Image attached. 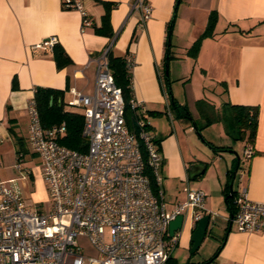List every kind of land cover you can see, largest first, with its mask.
Segmentation results:
<instances>
[{"label": "crops", "instance_id": "crops-1", "mask_svg": "<svg viewBox=\"0 0 264 264\" xmlns=\"http://www.w3.org/2000/svg\"><path fill=\"white\" fill-rule=\"evenodd\" d=\"M104 1L113 3L109 11V29L114 37L112 54L130 53L134 58L129 70L132 97L146 109L162 111L147 114L146 120L162 158L159 173L166 208L185 199L184 186L202 189L206 194L205 207L221 212L201 242L212 239V253L220 245L215 258L205 264H264V228L241 232L233 222L229 227L230 210L224 201L223 187L228 171L232 172L234 158L223 156L224 150L217 146H231L216 143L203 134L214 149L207 146L195 131L193 121L184 116L180 107L171 104L163 67L175 0H148L152 14L143 25L138 23L137 14L130 12L132 0ZM82 4L91 20L83 31L80 12L62 6L61 0H0V157L11 150L16 154L19 141L27 142L26 102L37 87L63 90L64 107L76 111L80 108L67 105L71 88L85 94L93 92L95 63L89 58L99 53L110 36L97 30L104 13L102 0H82ZM212 10L216 12L212 35L202 37L196 53L189 54L188 49L201 36ZM51 35L56 36L58 47L69 60L61 67L56 66L52 48L35 47ZM170 53V74L173 70L174 80L186 82L191 101L172 97L179 106L188 108L200 126L205 118L195 102L203 98L201 110L219 114L221 119L202 126V132L222 123L223 132L240 140L242 151L251 147L248 158L239 157L231 186L235 192L244 188L253 200H264V0H179ZM193 76L198 77L195 86ZM227 102L258 107L251 142L244 137L235 138L236 132L228 128ZM192 164L203 166V171L190 179L188 167ZM2 169L1 179L14 178ZM183 215L182 227L175 232V248L189 250L194 222L190 211Z\"/></svg>", "mask_w": 264, "mask_h": 264}, {"label": "built area", "instance_id": "built-area-1", "mask_svg": "<svg viewBox=\"0 0 264 264\" xmlns=\"http://www.w3.org/2000/svg\"><path fill=\"white\" fill-rule=\"evenodd\" d=\"M61 2L80 12L81 31L91 24L82 0ZM130 12L143 25L152 5L148 0H132ZM113 39L89 58L95 63L93 92L71 88L67 101L82 113L84 151L59 143L64 123L42 126L34 97L27 100L26 141L40 158L49 206L32 207L18 178H0V264H167L178 240L175 232L169 235L170 220L185 211L191 212L193 222L204 214L217 217L205 207V192L189 186L183 187L185 199L166 208L159 173L162 158L142 116L146 107L133 97L129 105L135 112L136 130L126 124L122 91L108 65ZM56 43L51 35L35 47L51 49ZM133 65L132 55H124L125 68L129 71ZM251 153L249 146L242 151L246 158ZM21 156L22 152L17 154L15 167L23 178L29 170L20 168ZM233 205L232 222L238 231L264 228V200L249 198L242 188ZM80 237L94 255L85 254Z\"/></svg>", "mask_w": 264, "mask_h": 264}, {"label": "trees", "instance_id": "trees-1", "mask_svg": "<svg viewBox=\"0 0 264 264\" xmlns=\"http://www.w3.org/2000/svg\"><path fill=\"white\" fill-rule=\"evenodd\" d=\"M104 5V13L101 16V25L97 30L101 32L107 33L110 37H112L113 33L109 29V11L110 7L113 6L112 2L102 0ZM216 20V12L212 10L209 13L208 21L204 31L201 33V36L198 37L191 47L188 49L189 54H195L200 39L207 35H212L213 25ZM169 26V25H168ZM53 55L55 59V63L57 67H61L66 64L69 60L66 56L65 52L60 49L56 44L52 47ZM171 57V53L169 55ZM108 65L111 70V73L114 78V82L121 88L122 96L124 99V115L128 128L130 130L135 131L136 126L134 123L135 112L130 108L129 99L132 97V87H131V77L129 71L124 66V56L113 55L112 51L108 53ZM164 75V70H163ZM165 79V77H164ZM15 81V80H14ZM63 90L52 87H37L34 91V99L37 105V109L39 112V117L42 126L50 127L53 125H59L62 122L64 123L65 130L63 134L58 136L59 143L66 145L67 147L77 149L80 151H84L87 146V141L85 137L82 135V125H83V117L80 111L66 109L64 107V102L62 99ZM205 100L203 98L196 100V106L199 111L204 115V124L199 125L197 122L191 117L190 112L186 106H179L175 101V98L172 97L171 104L175 107H180L184 116L190 120H192L200 131L202 126L210 124L218 119H221V115L215 114L213 112H205L203 109L201 110V103ZM230 108V113L226 115V119L231 126V131L236 132L235 138H243L246 141H252L255 136L256 126H257V113L258 107L256 105H248V104H231L228 103ZM162 111L159 110H149L146 109V112L142 114V116L146 119L147 114H160ZM225 115V114H224ZM147 122V120H146ZM147 126L149 127L148 123ZM155 142V140H154ZM211 144V143H210ZM19 147L17 153L22 152L23 143L19 141ZM216 148V147H215ZM228 146H217L218 150H226ZM230 171V170H229ZM228 171V180L223 187L224 192V201L226 206L229 208L230 213L234 212L233 205V197L235 195V191L230 186V182L232 181V172ZM146 172L150 174V169L146 167ZM151 177V176H150ZM220 245L215 249V251L208 257L201 261H186L191 264H205L211 262L218 253ZM176 260L172 256L168 258L167 264H175Z\"/></svg>", "mask_w": 264, "mask_h": 264}, {"label": "rangeland", "instance_id": "rangeland-1", "mask_svg": "<svg viewBox=\"0 0 264 264\" xmlns=\"http://www.w3.org/2000/svg\"><path fill=\"white\" fill-rule=\"evenodd\" d=\"M174 71H171L170 74V66H169V79H170V87L172 90V95H177L178 98L182 101H191L190 100V91L186 85V82H177L173 78ZM190 77V74L187 76ZM193 86L196 85L198 81L197 76L192 77ZM75 108H79L76 106H72ZM78 110V109H77ZM28 117V116H27ZM228 128H231V126L228 124ZM221 129V130H220ZM225 131V130H224ZM200 134L205 137H212L213 141L216 143H222L225 145H230L231 147L227 150H224L222 153L223 156L229 157L232 156L234 158V164L232 171L237 170L238 164H237V157H240L242 159V143L239 139H234L227 135V131L223 132L222 130V123H217L215 126H210L207 131L202 132L200 130ZM204 138V136H203ZM17 152L16 154H13V151L7 152L5 156L0 157V172L3 168L2 172H4L7 175H12L10 177H15L19 179L20 187L22 190V193L25 197V200L28 204H30L32 207L40 210H46L49 206V197L47 194V190L45 188L44 181L41 176V170H40V158L39 156L32 151V149L29 147L27 142L23 143V149H22V156L20 157V160L18 161L20 168L23 170H29V174L26 175V177H21V172L15 167V163L17 162ZM234 179V177H233ZM224 210V209H222ZM213 212L217 213V219H220L221 212L218 210H213ZM107 239V236H106ZM80 243L83 245V250L85 254L94 255V251L89 246V244L86 242L84 237L79 238ZM177 244V243H176ZM212 239H206L203 243L200 244L198 249L191 254L190 258L191 260L199 259L207 257L212 253ZM171 254L176 257V263L180 264L181 262H184L189 254V250L177 247L173 248Z\"/></svg>", "mask_w": 264, "mask_h": 264}, {"label": "water", "instance_id": "water-1", "mask_svg": "<svg viewBox=\"0 0 264 264\" xmlns=\"http://www.w3.org/2000/svg\"><path fill=\"white\" fill-rule=\"evenodd\" d=\"M178 3H179V0H175L174 8H173V11H172V14H171V18H170V21H169L167 39H166V51H165L164 67H163V69H164V77H165L166 84H167V92H168V95H169V97L171 99H172V90H171V87H170V80H169V59H170L169 55H170V46H171V30H172L174 18H175L176 12H177ZM192 124H193V126L195 128V131L197 132L199 138L201 140H203V142L207 146H209V147L214 149V146L212 144H210L208 141H206L203 138V136L200 134V131L197 129V127L195 126L194 122H192ZM238 161H239V157H237V164H238ZM202 171H203V166H201V168H200L196 164L190 165L188 167L189 178L193 179L195 176H197ZM235 172H236V170L232 171L233 176H234ZM231 185H232V181L230 182V186ZM183 220H184V215L183 214H178L172 220L169 221V223H168V232H169L170 236L173 235L174 232H176L177 230H179L182 227ZM214 220H215V218H211L210 214H204L203 216L198 218L193 223L192 231H191V234H190V241H191V245L189 247V254L190 255L181 264H191V263H187L186 261H189L191 254H193L198 249V247L200 246L202 240L206 236V233L211 228ZM231 224H232V213H230L229 227H231ZM225 239H226V236H225L224 240L222 241V244L224 243ZM190 261H192V260H190Z\"/></svg>", "mask_w": 264, "mask_h": 264}]
</instances>
